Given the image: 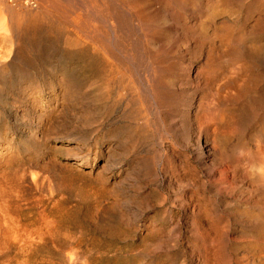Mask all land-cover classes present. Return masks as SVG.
Segmentation results:
<instances>
[{"label":"rangeland","instance_id":"obj_1","mask_svg":"<svg viewBox=\"0 0 264 264\" xmlns=\"http://www.w3.org/2000/svg\"><path fill=\"white\" fill-rule=\"evenodd\" d=\"M37 2L113 43L20 37L0 80V264H264V0ZM197 128L211 152L173 131Z\"/></svg>","mask_w":264,"mask_h":264},{"label":"bare ground","instance_id":"obj_2","mask_svg":"<svg viewBox=\"0 0 264 264\" xmlns=\"http://www.w3.org/2000/svg\"><path fill=\"white\" fill-rule=\"evenodd\" d=\"M8 1L9 0H0V41L8 40L9 42H11L10 47L11 46L13 47L15 45V49H14V51H13V49H10V51H7L5 54L0 53V80L2 78V75L7 70V67L11 66L16 60L15 50H17L20 47V37L22 35H25L28 33H37L38 31L46 28V26L50 29H53L54 30L53 33H55V34H57V33L70 34L71 37L69 39L72 43L76 44V47L81 46V45H89V46L93 45V47H95V49H97L103 53H107L108 50H109V52L111 51V46L113 43L111 38L92 36V35H103L105 31L103 32L102 30L97 29L96 27H94V24L89 25L90 23L88 24L87 22L81 21L79 19L80 17L77 16L76 11H74V10L71 11L72 9L71 10L69 9V10H70V12H72L71 15L74 17H71L70 15L65 13L66 15H64V17L69 18V20L62 23V22L52 20V18L54 16H51L50 15L51 13L50 14L47 12L43 13V10L45 11L46 9H49V8L53 9L56 7L52 2L51 3L55 7H53V5L45 6L44 5L45 3L44 4L42 3L43 5H41L38 3L39 2L38 1L37 3L32 5L31 6L32 8H31V7L27 6V4H30V0H27V2L24 0H13V2H14L13 4H10ZM43 1L47 2V0H40V2H43ZM100 1H103V0H100ZM37 4H39L40 7ZM96 6L97 5H95V7L92 6V9L96 8ZM126 8L130 10V8L128 6ZM56 9H58V8H56ZM165 10L168 13V9L166 8ZM147 12H148V17L150 19H152V24H154V21L157 18L155 12L153 10H151V11L147 10ZM109 14L111 15V21H113L117 18V14L115 12H110ZM126 14H127V12H126ZM126 14H125V16H126ZM61 15L62 14H60V16ZM135 18L137 21L136 26L138 28H140L141 30H143L145 28V26L146 27L150 26V23H149L150 21L145 24L142 21L139 14L136 15ZM54 19H55V17H54ZM125 23L126 22L124 21V23L122 25H123L125 30H128L129 25L132 23V21L129 23V25L127 24L128 25L127 27H125ZM161 23H163V22H161ZM114 26H115L114 23L110 22V26H109L110 32L109 33L112 32ZM12 39L15 41H13ZM16 73H17V71H16ZM15 75H17V74H15ZM17 77H19V76H17ZM135 77H136V75H135ZM154 84H155V82H154ZM151 98H152V96H151ZM153 104H154V102H153ZM152 110H154L155 112L157 111L156 108H154ZM206 124L209 125V122L207 121ZM173 131H175V135L177 137H179L183 142L184 141H190V140H196L198 145H200V148L202 147V149H204L205 152H211L213 150L212 144L209 142V140L206 138V136L203 135V131L201 130V128H197L195 131L196 133H194V134H191L190 132H184V133L180 134V131L177 129L173 130Z\"/></svg>","mask_w":264,"mask_h":264}]
</instances>
